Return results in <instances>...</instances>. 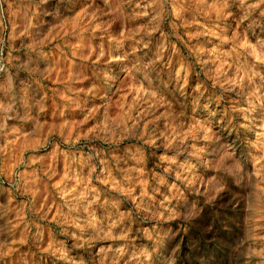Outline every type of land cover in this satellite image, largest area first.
Returning a JSON list of instances; mask_svg holds the SVG:
<instances>
[{
    "label": "rangeland",
    "instance_id": "rangeland-1",
    "mask_svg": "<svg viewBox=\"0 0 264 264\" xmlns=\"http://www.w3.org/2000/svg\"><path fill=\"white\" fill-rule=\"evenodd\" d=\"M0 264H264V0H0Z\"/></svg>",
    "mask_w": 264,
    "mask_h": 264
},
{
    "label": "bare ground",
    "instance_id": "bare-ground-1",
    "mask_svg": "<svg viewBox=\"0 0 264 264\" xmlns=\"http://www.w3.org/2000/svg\"><path fill=\"white\" fill-rule=\"evenodd\" d=\"M117 78V77H116ZM115 85V84H114ZM112 88V87H111Z\"/></svg>",
    "mask_w": 264,
    "mask_h": 264
}]
</instances>
